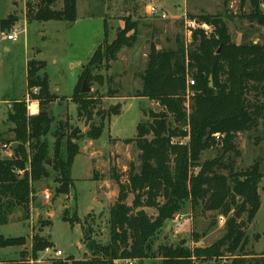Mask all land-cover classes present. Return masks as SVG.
<instances>
[{
    "label": "trees",
    "instance_id": "1",
    "mask_svg": "<svg viewBox=\"0 0 264 264\" xmlns=\"http://www.w3.org/2000/svg\"><path fill=\"white\" fill-rule=\"evenodd\" d=\"M59 1L62 3L59 11L52 9L51 2L46 0L36 12L28 11L29 22L73 24L76 0ZM238 1L239 14L225 10L187 15V20L199 27L190 30L185 43L177 38L174 47L158 50L155 45H149L144 69L136 76L141 85L134 98L155 103L161 110L149 111L147 120L136 126L134 138L123 141L137 150L138 167L129 165L125 181L114 167L110 169V180L117 191L108 210V242L94 239L88 225L91 214L80 220L76 213L69 217L68 210L64 209L61 220L71 228L75 225L81 228L86 257L52 259L50 264L124 261L141 264L144 260H152L153 264H213L221 259L229 264H264V254L244 253L245 224L229 216L232 211L240 210L247 214V223L252 222L260 208L258 190L264 178L258 162L245 170H235L234 158L240 156L238 135L260 127L264 132V0ZM247 4L250 11L245 14L243 9ZM226 18H237L259 27L262 43L248 42L246 36H242L240 44L233 42ZM125 27L110 44L103 41L94 51L81 73L83 80L86 76L91 79L93 69L108 70L119 51L134 44L136 27L126 24ZM129 32L132 36H126ZM45 69L44 61L30 60L26 66L28 89H39L38 95L32 96L38 102V113L30 116L24 100H13L7 115L17 147L12 158L0 159V226L7 224L17 210L21 211L23 222L29 219L36 183L52 178L58 185L56 196L66 197L74 186L71 168L80 151L71 141L76 139L78 131L73 130L66 137L62 134L66 124L59 122L55 127L53 155L49 156L46 138L54 119L48 109L62 98L51 92L46 72L43 80L36 82L37 72ZM189 80L194 82L193 86H189ZM111 83L108 79L107 85ZM80 88L74 87L72 101L77 114L91 120L95 102L90 95L81 94ZM119 114L116 106L105 117L109 121ZM97 116L102 122L88 133L92 140H98L104 129V115L97 111ZM208 151H215V157L202 162L203 154ZM93 179L98 180L95 173ZM130 196L131 205L127 202ZM186 201L192 212L200 210L203 214L226 217L223 236L206 247L189 248L177 242L155 248L156 235ZM145 209L153 210L155 215L149 216ZM26 245L25 237L5 238L0 234V248ZM52 247L47 239L34 236L30 242V258L37 260L38 254ZM24 255L21 252L18 259L0 261V264H30Z\"/></svg>",
    "mask_w": 264,
    "mask_h": 264
},
{
    "label": "rangeland",
    "instance_id": "2",
    "mask_svg": "<svg viewBox=\"0 0 264 264\" xmlns=\"http://www.w3.org/2000/svg\"><path fill=\"white\" fill-rule=\"evenodd\" d=\"M43 1L0 0V149L7 150L12 158L13 150L17 147L12 132L13 125L7 123L12 101L24 100L27 111L28 107L34 111L31 106L34 103L38 105L32 96H37L39 89H28L26 61L29 58L46 63L45 71H38L35 80L42 81L46 72L50 90L57 89L54 94L62 98L58 105L48 109L54 119L46 138L49 156L53 155L57 134L55 127L59 122L66 124L62 132L66 137L71 131H78L76 139L71 142L79 146L80 152L72 164L71 178L74 186L67 197L56 196L55 189L58 185L52 178L36 183L35 200L29 219L23 222L22 213L17 210L10 216L7 224L0 226V234L5 238H27L25 247L0 248V261L18 259L21 252H24V258L30 264H50L52 259L66 260L72 257L80 260L86 257L87 251L81 244V228L79 225L71 228L61 220L64 209L68 210L69 217L76 213L80 220L91 214L88 225L93 230L94 239L100 243L108 242V210L117 191L110 180V169L114 167L121 180L125 181L129 165L138 167L137 150L133 145L123 144V141L134 138L136 126L147 120L149 111L157 113L161 110L155 103L134 98L141 85L136 76L144 69L149 45H155L158 50L174 47L177 38L185 43L190 34L185 23L187 15L223 13L225 10L231 14L240 13L238 0H77L79 17L91 16L93 20L90 24H84L83 20L87 18H82L77 27L70 29L66 26L68 24L60 21H52L44 26L39 22H29L28 11L36 12ZM46 1L51 2V8L54 10H59L62 6L59 0ZM151 4L164 8L167 18L162 20L159 16H147L145 9ZM249 11L247 4L243 12L247 14ZM103 15V31L106 35L102 42L110 44L117 33L125 30V24L136 27L135 42L131 47H124L119 51L116 59L109 63L108 70L101 68L91 71V79L88 80L90 92L87 94L95 102V109L91 120H88L77 114L76 105L72 101L73 81L77 75L75 86L79 89L83 82L81 73L90 58L79 72L80 65L85 62L88 45L93 41L95 44L100 38L102 30L98 19ZM225 20L233 42L240 44L242 36H246L248 42L262 43V30L259 27L237 18ZM15 31L17 40H6V35ZM132 34L129 32L126 36ZM108 79L112 80L110 85H107ZM116 106L120 114L107 121L106 114ZM97 111L105 117L104 129L98 140H92L88 133L92 127H97L102 122L97 116ZM263 133L260 127L257 131L238 135L237 147L240 156L234 158L236 171L245 170L254 162H258L264 173ZM65 140L66 138H63V142ZM215 155V151H208L203 154L201 161L212 159ZM94 173L97 175V181L93 179ZM258 193L260 208L251 223H247V214L240 210H234L229 215H238L237 219L245 224L244 253L256 256L264 254V178L259 184ZM45 194L49 195L48 200L44 198ZM132 199V196L128 198L129 205ZM48 203L52 205L48 207ZM145 212L151 217L155 215L151 209H145ZM226 220L222 215L203 214L200 210L192 212L189 202L186 201L156 235L154 247L177 242H183L189 248L209 246L223 236ZM48 222H51L50 226ZM34 236L47 239L53 248L38 254V259L33 261L30 258V242ZM56 251L61 253L59 258L54 257ZM249 259L248 257L247 260ZM228 262L221 259L213 261V264H229ZM141 264H153V261L144 260Z\"/></svg>",
    "mask_w": 264,
    "mask_h": 264
},
{
    "label": "crops",
    "instance_id": "3",
    "mask_svg": "<svg viewBox=\"0 0 264 264\" xmlns=\"http://www.w3.org/2000/svg\"><path fill=\"white\" fill-rule=\"evenodd\" d=\"M62 5V4H61ZM156 5V4H155ZM157 6V5H156ZM158 7V6H157ZM62 9V6H61V8L59 9V10H61ZM160 10H161V12H166L165 10H164V8H159ZM58 10V11H59ZM80 15L78 14V8H77V0H76V20H75V22L73 23V24H71V25H66V26H69V28L70 29H73V28H75V27H77L78 26V24L79 23H81V20H83V19H85V18H87L86 20H83V22H84V24H90L91 22H92V20H93V18L91 17V16H87V17H79ZM83 18V19H82ZM160 18V17H159ZM25 20V19H24ZM158 20H160V19H158ZM98 21H99V26L101 27V29L100 30H102L101 31V33H100V38H99V40L95 43V44H93L95 41H93L92 43H91V45H88V47H89V49L87 50V57H86V59H85V62L83 63V64H81L80 66V69H79V72L81 71V69H82V67H83V65H85V63L87 62V60L91 57V55L93 54V52L96 50V48H97V46L102 42L101 40L103 39V37H104V15L103 16H100L99 17V19H98ZM27 23H29V22H27ZM52 22H45V23H41L43 26L45 25V24H51ZM17 29V28H16ZM41 33H43V30H41L40 31ZM90 34H88V38L90 37L89 36ZM237 38H239V37H237ZM41 39H43V36L41 37ZM93 44V45H92ZM37 47V46H36ZM33 48H29V50H32ZM35 54H37V56L38 55H40V53H35ZM28 60H29V58H28ZM28 60L26 61V64H27V62H28ZM30 61V60H29ZM79 74V73H78ZM76 78H77V75H76ZM76 78L74 79V81H73V89H74V87H75V85H76V82H77V80H76ZM51 92L52 93H55V92H57V89H55V90H51ZM71 96V95H70ZM70 96H66L67 98L68 97H70ZM60 97V96H59ZM61 97H64V96H61ZM143 100V99H142ZM58 103V101L57 102H55V103H53L52 105H51V107L52 106H55V105H58L57 104ZM33 105H35L36 106V110L35 111H32V114L33 115H36L37 113H38V111H39V107H38V105L36 104V103H34ZM33 105H31V106H33ZM31 109V108H30ZM109 125V124H108ZM11 157V155L9 154V152H7V150H5V149H0V159H7V158H10ZM66 197V196H65ZM52 205V203H48V207L49 206H51ZM53 248V247H52ZM51 248V249H52ZM61 256V253H57V251L55 252V254H54V257H57V258H59ZM2 261H10V260H2Z\"/></svg>",
    "mask_w": 264,
    "mask_h": 264
},
{
    "label": "built area",
    "instance_id": "4",
    "mask_svg": "<svg viewBox=\"0 0 264 264\" xmlns=\"http://www.w3.org/2000/svg\"><path fill=\"white\" fill-rule=\"evenodd\" d=\"M145 14L149 17H155V16H159L162 20H165L167 18V15L165 14V12H161V10L155 5V4H151V5H148L145 9ZM187 27H188V31L190 33V30H194L196 28H198L199 26L194 22V21H188L186 20L185 21ZM205 28V27H203ZM17 31V30H16ZM16 31L10 35H6V40L8 41H16L17 40V34H16ZM189 37H190V34H189ZM189 86H193L194 85V82L192 80H189ZM28 114L30 116H33L32 114V110L28 107ZM44 198L46 200L49 199V195L48 194H45ZM126 264H133L132 261H127Z\"/></svg>",
    "mask_w": 264,
    "mask_h": 264
},
{
    "label": "water",
    "instance_id": "5",
    "mask_svg": "<svg viewBox=\"0 0 264 264\" xmlns=\"http://www.w3.org/2000/svg\"><path fill=\"white\" fill-rule=\"evenodd\" d=\"M209 86H212V80L209 79ZM90 92V88L88 86V77L86 76L81 84L80 93L81 94H87ZM136 211H140V208H137ZM236 218H238V215H235Z\"/></svg>",
    "mask_w": 264,
    "mask_h": 264
},
{
    "label": "bare ground",
    "instance_id": "6",
    "mask_svg": "<svg viewBox=\"0 0 264 264\" xmlns=\"http://www.w3.org/2000/svg\"><path fill=\"white\" fill-rule=\"evenodd\" d=\"M32 108H33L34 111L36 110V106L35 105H33Z\"/></svg>",
    "mask_w": 264,
    "mask_h": 264
}]
</instances>
